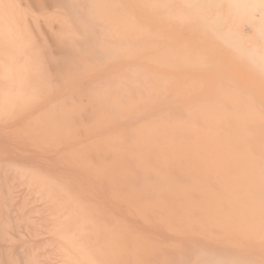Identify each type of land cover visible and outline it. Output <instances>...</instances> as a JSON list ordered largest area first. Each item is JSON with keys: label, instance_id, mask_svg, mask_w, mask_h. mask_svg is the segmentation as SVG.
Masks as SVG:
<instances>
[{"label": "bare ground", "instance_id": "6f19581e", "mask_svg": "<svg viewBox=\"0 0 264 264\" xmlns=\"http://www.w3.org/2000/svg\"><path fill=\"white\" fill-rule=\"evenodd\" d=\"M140 1L0 0V264H264V0Z\"/></svg>", "mask_w": 264, "mask_h": 264}, {"label": "rangeland", "instance_id": "374dc122", "mask_svg": "<svg viewBox=\"0 0 264 264\" xmlns=\"http://www.w3.org/2000/svg\"><path fill=\"white\" fill-rule=\"evenodd\" d=\"M133 1V3L137 6V11H139V12H143L145 15H147V16H151L150 17V19L153 17L154 18V20H155V17H154V15H153V13H152V11L148 8V6L146 5V4H143V3H141V1L140 0H132ZM48 7H49V9H50V11H52L53 9H55L54 8V3L53 2H49L48 3ZM173 27H175V28H177L178 26H177V24H175V23H173ZM184 31H187L188 32V30H186V29H184ZM47 36V35H46ZM185 38L187 39V40H191L192 39V36L191 35H189V34H186V36H185ZM151 63V61H147V62H145V63H142V62H139L138 63V66H141L142 67V69H141V71H140V73H142V72H145V71H147V72H157V73H159V74H165V75H170V73H168L165 69H158V71H157V69H151L152 67H154V66H152L151 67V65H150V63ZM148 63V64H147ZM128 64L129 63H125V62H120V63H116L115 65H114V68L116 69V73H120V74H129V72H128V70H127V67H128ZM235 67V66H234ZM96 72H94L93 74H95ZM99 73V72H98ZM101 73V72H100ZM99 73V74H100ZM179 73H182V75H185V76H190L191 75V73L192 74H198V73H196V72H194V71H189V70H180L179 71ZM97 74V73H96ZM194 74V75H195ZM181 79V78H180ZM181 81H184V80H181ZM75 88V87H74ZM5 138V140L3 139V138H1L0 139V151L2 150H5V151H3L2 153H3V155L0 153V157H1V155H2V158L4 157V158H7V156H9L10 154L9 153H11V154H16V153H19V152H17V151H19L18 149H17V151L15 152V150H16V148H14L13 150H14V152H13V150H12V148L10 147H7V146H5V144L6 145H8V143H6L7 141L8 142H10V143H12L11 141V136H7V137H4ZM10 139V141H9V139ZM3 139V140H2ZM7 140V141H6ZM15 143H13L14 145L16 144V141L15 140H13ZM12 144V145H13ZM14 145H13V147H14ZM3 146V147H2ZM11 146V145H10ZM16 146V145H15ZM3 148V149H2ZM6 148V149H5ZM7 153H8V155H7ZM5 155H7V156H5ZM25 156V155H24ZM23 156V157H24ZM9 158V157H8ZM68 157H66V159H67ZM23 159V158H22ZM68 160H70V158H68ZM70 164H72V163H70ZM69 164V165H70ZM69 165H67L66 164V169L67 170H69V172L67 171V173H70V172H76L77 173V169L75 170L74 168H77L76 166L73 168L72 166V168L69 166ZM72 165H74V164H72ZM67 166H69L70 168H67ZM73 170H75V171H73ZM79 174L81 173V172H78ZM138 175H141V174H138V173H136L135 174V176H133V178H130V180L131 181H133V182H140V180L141 179H143L142 178V176L141 177H139ZM141 178V179H140ZM97 187V188H96ZM103 189V190H102ZM24 188L23 189H21V193H22V195H24L23 193H24ZM97 190V191H96ZM98 190H99V192L101 191V193H103V195H107L109 192H106L107 190H104V188H99L98 187V185H95V191H93L94 192V196H93V198H92V200L93 201H96V202H98V204H99V202H102L101 204H104L103 205V210H102V212H103V216L104 217H107L108 218V215H106V211H108V212H111L112 210V212H114V213H119V214H121V215H123L125 218H126V220H127V222L128 221H130V224H132L133 226H134V223H132V222H135V228L137 227V228H139L140 230L141 229H145L146 231H149V232H151V234H153V235H156L157 234V236L159 235L160 237H162L161 239H166V238H168V237H165L166 235H165V233H164V230L162 229V227H160V226H158V227H154V226H151V225H144V223L142 224V221H139L140 219H139V217L137 216V219L136 218H134V215L132 216V217H128V215H129V212H130V210L128 211V210H126V208H124V206H122L121 207V205H120V209H113L112 207H113V205H114V203H113V205L112 204H110L109 205V203H111V200L109 199V197L107 198L106 197V200L104 199L105 198V196L104 197H100V198H102V200L103 201H101V199L99 198V196L97 195V194H95L96 192H98ZM98 192V193H99ZM100 193V194H101ZM92 194L90 193V197H92ZM164 194V193H163ZM165 194H167V192H165ZM95 195H97L98 197L96 198L95 197ZM102 195V194H101ZM102 195V196H103ZM107 196H109V194L107 195ZM21 197V196H20ZM94 198H96V199H94ZM100 199V200H99ZM21 200V201H20ZM99 200V201H98ZM110 201V202H109ZM21 202H22V199L21 198H19V199H17L16 200V202H15V208H18V206H19V204H21ZM28 202H30V200H28ZM105 202H106V204H108V208L106 209L105 208ZM18 205V206H17ZM37 205V204H36ZM123 205V204H122ZM17 206V207H16ZM99 207L101 208L102 206L101 205H99ZM109 207H111L112 209L111 210H109L110 208ZM123 209H125L124 211H123ZM120 210H122V211H120ZM119 211V212H118ZM123 212H125L124 214H123ZM127 212V213H126ZM105 213V214H104ZM112 215H113V213H112ZM132 214H130L129 216H131ZM37 217H39V215L37 216ZM136 217V216H135ZM131 218L133 219V220H131ZM139 219V220H138ZM138 224H141L140 226H138ZM132 226V227H133ZM151 226V227H150ZM159 227L161 228V229H159ZM152 228V229H151ZM153 232V233H152ZM164 233V234H163ZM167 233V232H166ZM168 235V234H167ZM183 235V234H182ZM185 235V234H184ZM194 236V235H193ZM159 237V238H160ZM169 237H171V235L169 234ZM175 237H177V236H175ZM178 237H181L180 235H178ZM183 237V236H182ZM185 237H189V235L187 236V235H185ZM191 237V236H190ZM39 240H41V238L40 237H30V238H23L22 239V242L20 243L21 244V246H22V248H19V246H14V247H11L10 246V244H7V243H0V247H2V249L4 250V253L5 254H9L10 252L12 253V254H14V256L15 255H17L18 253H19V251H20V249H22V251H29L30 250V248L32 247V246H38V244H39ZM1 248H0V251L2 250ZM2 252V251H1ZM0 252V253H1ZM172 252V251H171Z\"/></svg>", "mask_w": 264, "mask_h": 264}]
</instances>
